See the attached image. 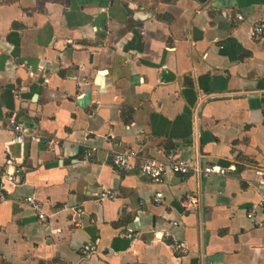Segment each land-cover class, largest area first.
I'll return each mask as SVG.
<instances>
[{"label": "crops", "instance_id": "0c3cea01", "mask_svg": "<svg viewBox=\"0 0 264 264\" xmlns=\"http://www.w3.org/2000/svg\"><path fill=\"white\" fill-rule=\"evenodd\" d=\"M263 21L264 0H0V264H264ZM118 140L226 173L155 184L114 167Z\"/></svg>", "mask_w": 264, "mask_h": 264}, {"label": "built area", "instance_id": "2783aa9c", "mask_svg": "<svg viewBox=\"0 0 264 264\" xmlns=\"http://www.w3.org/2000/svg\"><path fill=\"white\" fill-rule=\"evenodd\" d=\"M238 19H241V15H237ZM251 35L254 39H264V21L255 24L251 29ZM8 127L14 133L13 141L19 144H23L26 139L31 141H37L39 136L30 131L23 123H21L16 115H11L8 120ZM49 146L56 148L58 142L54 139H50L47 142ZM111 161L115 168L123 170L125 172H136L140 177L147 178L155 184H162L164 178L168 172L173 174L187 175L191 172L196 173L199 176H208L210 174H225V169L220 166L211 165L204 168L198 166H192L185 160L178 157L173 152H170L165 159L156 160L146 157L139 152L125 145L122 141L118 140L114 142V150L111 152ZM138 161V162H137ZM6 178V174L0 170V180L3 181ZM11 179V178H10ZM99 199L116 197V192L111 190H104L98 195ZM0 198H4L3 186L0 187ZM155 204H160L163 201L162 191H157L152 198ZM26 201L33 206L37 212V216L41 221L46 219L45 214L42 212V204L37 201L33 196L26 198ZM200 204L199 194H187L181 202L184 210L191 211ZM79 213H83L78 210ZM247 218L256 226H264V221H260L256 217V211L253 207L248 209ZM128 238L133 239L134 234L129 233ZM172 250L178 256H185L189 253V247L185 241H175L171 244ZM96 251V247L93 244H87L82 247L81 254L84 257L92 255ZM213 264V263H212Z\"/></svg>", "mask_w": 264, "mask_h": 264}]
</instances>
